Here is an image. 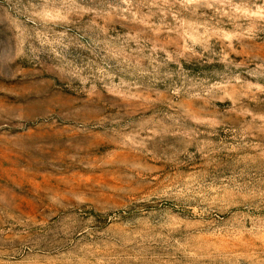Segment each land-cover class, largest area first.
<instances>
[{
	"label": "rangeland",
	"instance_id": "obj_1",
	"mask_svg": "<svg viewBox=\"0 0 264 264\" xmlns=\"http://www.w3.org/2000/svg\"><path fill=\"white\" fill-rule=\"evenodd\" d=\"M0 264H264V0H0Z\"/></svg>",
	"mask_w": 264,
	"mask_h": 264
}]
</instances>
